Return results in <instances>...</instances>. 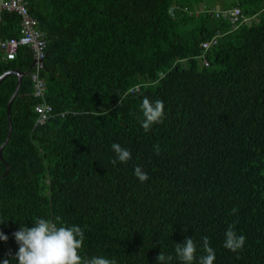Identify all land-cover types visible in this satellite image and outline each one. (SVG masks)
Instances as JSON below:
<instances>
[{"label": "trees", "instance_id": "16d2710c", "mask_svg": "<svg viewBox=\"0 0 264 264\" xmlns=\"http://www.w3.org/2000/svg\"><path fill=\"white\" fill-rule=\"evenodd\" d=\"M27 2L46 37L45 90L34 96L29 48L0 55V75L24 73L1 149L0 264H18L15 231L56 216L84 230L86 258L158 264L163 252L180 264L175 244L192 238L198 261L207 237L214 264H264V0ZM235 9L245 22H231ZM19 30L0 14V41ZM16 84L0 83V148ZM145 97L164 104L148 132ZM41 103L52 108L44 122ZM113 143L127 163H111ZM229 225L246 237L238 252L223 246Z\"/></svg>", "mask_w": 264, "mask_h": 264}, {"label": "clouds", "instance_id": "9594fccd", "mask_svg": "<svg viewBox=\"0 0 264 264\" xmlns=\"http://www.w3.org/2000/svg\"><path fill=\"white\" fill-rule=\"evenodd\" d=\"M120 98L119 103L121 102ZM141 112L143 120L141 127L148 132L155 124L163 122L164 104L160 100L150 101L147 97L142 100ZM116 158L111 161L113 165L117 162L127 163L131 159L130 150L118 143L111 145ZM159 154V149H156ZM134 175L140 182H146L149 177L140 167L136 166ZM236 208L231 210L232 213ZM4 221H0L3 223ZM18 245L15 253V261L18 264H116V261L105 256H93L86 258L81 256L80 251L85 240L84 230L77 225L65 224L60 216L54 218H37L31 227L21 226L12 234ZM8 236L0 232V241H7ZM203 251L205 255L200 256L197 261V245L192 238H186L182 243L175 244V255L180 264H214L215 251L209 246L207 237L202 238ZM246 237L237 235L234 227L229 225L225 232L223 246L232 252H238L245 244ZM172 255L160 252L157 256L158 264H169ZM2 264H10L9 259H4Z\"/></svg>", "mask_w": 264, "mask_h": 264}, {"label": "built area", "instance_id": "2783aa9c", "mask_svg": "<svg viewBox=\"0 0 264 264\" xmlns=\"http://www.w3.org/2000/svg\"><path fill=\"white\" fill-rule=\"evenodd\" d=\"M3 12L15 14L19 18L20 30L19 36L0 41V55L3 60L11 61L15 59L19 48H29L34 63L31 75L34 83V96L43 98L45 84L40 78V72L44 67V59L46 57L47 43L45 34L40 31L36 20L30 15L27 0H0V14ZM229 18L233 24H239L240 19L243 17L240 16L239 10L235 9L229 13ZM245 21L246 19L243 18L241 22ZM215 39L210 43L203 44V48L207 49L211 44H215ZM35 112L39 115L38 122H44L52 113V108L45 103H41L35 107Z\"/></svg>", "mask_w": 264, "mask_h": 264}, {"label": "water", "instance_id": "95a60500", "mask_svg": "<svg viewBox=\"0 0 264 264\" xmlns=\"http://www.w3.org/2000/svg\"><path fill=\"white\" fill-rule=\"evenodd\" d=\"M173 10H171L172 12ZM231 20V19H230ZM34 66V63H32L31 67L33 68ZM9 75H15L17 77V84H16V88L14 90V93L12 94L8 104H7V120H8V135H7V138L6 140L4 141V143L2 144L1 148H0V159L3 161L5 167H6V171L5 173L0 176V180L2 178H4L5 176L8 175L9 173V167H8V164L3 160L2 156H1V149L3 148V146L7 143V141L9 140V137L11 135V132H12V124H11V114H10V108H11V104H12V101L13 99L15 98V96L17 95L18 93V90L20 88V85H21V81H22V77L24 76V73L23 72H20L19 70H16V69H12V70H8V71H5L2 75H0V83L6 78L8 77Z\"/></svg>", "mask_w": 264, "mask_h": 264}]
</instances>
